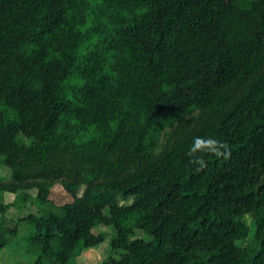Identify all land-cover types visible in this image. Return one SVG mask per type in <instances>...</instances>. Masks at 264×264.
<instances>
[{
  "label": "trees",
  "instance_id": "1",
  "mask_svg": "<svg viewBox=\"0 0 264 264\" xmlns=\"http://www.w3.org/2000/svg\"><path fill=\"white\" fill-rule=\"evenodd\" d=\"M196 137L230 157L197 170ZM0 165V198L38 210L0 204V250L30 225L34 264H76L100 227L101 264H264V0H0Z\"/></svg>",
  "mask_w": 264,
  "mask_h": 264
},
{
  "label": "rangeland",
  "instance_id": "2",
  "mask_svg": "<svg viewBox=\"0 0 264 264\" xmlns=\"http://www.w3.org/2000/svg\"><path fill=\"white\" fill-rule=\"evenodd\" d=\"M200 111H196L189 115L185 122L181 125H175L172 128H166L159 140L158 147L154 151V155H160L166 148L172 146L177 141L186 138L199 126ZM21 144L29 145L30 141L24 137H19ZM11 179V172L8 168L0 165V180L9 181ZM27 193L30 198L26 201L19 199L18 195L11 193H4L0 198V204H9L11 208L7 211L5 217L15 222H18L23 217H26L30 213L37 214L38 210L35 205V197L37 195L36 189L28 190ZM55 197H59L60 193L57 191L54 194ZM129 203V202H125ZM32 227L30 225H22L20 227V233L17 238L14 239L12 246L8 249L0 250V264H34V257L26 252L27 244L26 239L32 233ZM104 232L106 235V241L98 248L85 250L81 257L77 259L76 264H101L102 261L108 258L110 253V241L114 236V230L112 228L100 227L95 232ZM254 234V229L251 230L250 237ZM137 237H141L142 233L137 231ZM247 241L243 243L245 246ZM57 264V263H52Z\"/></svg>",
  "mask_w": 264,
  "mask_h": 264
},
{
  "label": "clouds",
  "instance_id": "3",
  "mask_svg": "<svg viewBox=\"0 0 264 264\" xmlns=\"http://www.w3.org/2000/svg\"><path fill=\"white\" fill-rule=\"evenodd\" d=\"M204 154H212L217 157H223L225 160L231 155L230 151H228L227 144L212 137L207 139L203 137H196L187 155L189 156L190 163L199 166L197 170H202L207 167L203 158Z\"/></svg>",
  "mask_w": 264,
  "mask_h": 264
}]
</instances>
